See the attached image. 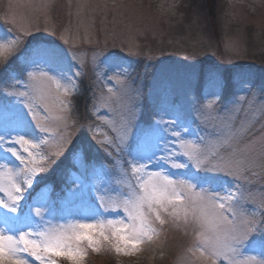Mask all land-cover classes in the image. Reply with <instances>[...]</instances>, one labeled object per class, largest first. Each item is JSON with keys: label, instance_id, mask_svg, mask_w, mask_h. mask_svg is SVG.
Returning <instances> with one entry per match:
<instances>
[{"label": "rangeland", "instance_id": "1", "mask_svg": "<svg viewBox=\"0 0 264 264\" xmlns=\"http://www.w3.org/2000/svg\"><path fill=\"white\" fill-rule=\"evenodd\" d=\"M190 3L192 5H189V10L184 13L186 5ZM57 4L58 0H0V41L14 39L17 35L22 38L8 60L0 63V136L10 138L19 134L34 141L40 138L27 108L19 98L5 91L12 86L14 80H25L27 73L37 65L64 80L72 76L79 67L76 62L86 65L81 69L82 75L78 77L77 95L85 93L82 81L87 67L92 68L91 73L95 76L97 71L103 69L105 77L127 69L124 74L130 87L140 93L136 104L138 116L127 155L141 161L159 155L164 150L162 142L171 139L170 133L173 132H180V138L175 141V147L170 142L168 151L161 153L162 155H169L171 152L181 155L188 150L189 144L204 148L205 145L198 144L195 140L198 131L196 109L208 97L219 96V109L223 111L238 102L241 95H250L254 91L256 96H249L247 103L236 106L243 111H233L228 115L213 113V116H219L234 125L233 130H241L240 139L243 142L240 148L250 152L256 161L253 174L244 183L247 197L245 207L234 210L247 213L264 205V168L260 167L258 159L264 154V100H260L264 99V0H218L216 15L213 9L206 6L208 1L204 5L201 0H59L60 10L65 12L63 17L57 16ZM59 26L61 29L56 32ZM57 33L59 37H56ZM101 49L105 51L94 68L93 59ZM72 56L76 58V62ZM152 57L159 58L160 62L147 83L144 73L148 67V59ZM141 60L143 72L138 69ZM226 80H230L232 90L228 89ZM96 83L100 86L93 103L96 107L90 105L93 115L99 120L94 126V132L97 140H112L115 144L122 135L125 107L132 101L121 100L120 93L117 92L109 95L107 88L111 86L107 84L102 93L101 85L98 81ZM25 84L29 82L25 81ZM31 87L36 89L38 100L36 115L48 130L47 136L43 137L48 141L46 145L28 149L33 154L32 158L40 162L45 151L48 154L54 153L58 145L70 142L75 134V123L72 106L66 110L57 99L63 98V89L58 91L55 83L46 86L33 84ZM219 101L224 102L220 104ZM148 107L152 112L149 121L144 120ZM161 116L165 121L175 122V129H169L170 133L166 131L167 125L159 122ZM213 125L217 126L216 131L219 132L220 120L213 119L208 128L211 130ZM184 128L187 131L181 132ZM81 140L79 137L76 146L69 149L67 159L77 152L85 156L87 140H84L85 145ZM180 140L186 142L184 148L180 146ZM19 150L27 159H31L22 148ZM94 155H97L96 151ZM61 157L63 154L56 158ZM109 157L111 163L97 159L88 161L84 157L85 164H74L66 176L67 185L62 190L54 188L47 203L45 220L49 221V227L63 225L67 229V225L77 222H115L127 219L122 207L113 213H106L99 204L98 197L104 195V189L107 188L111 193L104 195L105 202L109 207L115 208L116 197L121 190L113 182L112 177L119 173L112 157ZM177 159L178 163L184 161L182 156ZM0 161H7L14 166L19 163L2 146ZM215 163L217 161H213ZM152 166L165 169L163 171L172 175V179L189 180L200 188L218 191L221 196L227 195L226 191L235 182L224 173L196 170L191 165L173 169L163 162H154ZM146 171L161 170L150 168ZM44 172L38 174L33 185L27 189L17 212L12 213L0 207V217L11 218L9 229L13 234L24 229L34 219L33 209L40 206L38 198L43 188L28 203L26 196L31 188L39 184ZM73 173L84 181L83 194L75 197L65 209L62 208V202L72 190ZM96 175H100L102 179L100 185L95 183ZM6 179L4 170L0 169V182H5ZM143 179L147 181L148 177L144 176ZM44 184L52 185L46 182ZM133 184L134 188L125 186L122 190L129 193L138 190L139 185L135 180ZM200 188L191 190L193 199H198L195 194L202 192ZM98 190L100 193H97ZM185 195H188L187 190ZM65 216L67 218H63ZM161 218L170 221L171 232L174 234L169 235L167 241L171 236L173 240H182L183 248L179 253L175 254L173 249L168 250L166 245L160 244L164 240L163 232L155 226L156 222L153 224L155 231L150 233L152 239H145L126 252L116 253L111 245L103 242L96 245L81 242L79 246L84 252L82 264H94L90 256L92 252L102 256V253H109L114 264H198L197 230L185 221L183 212L180 213L179 220H174L169 207L167 213L161 211ZM192 218V210L189 209L188 219ZM67 231L70 233L71 229ZM242 251L245 252L244 255L228 254L212 259L216 260V264H244L247 255L255 254L264 258V235L253 232L244 243ZM24 256L29 264H40V261L27 253ZM55 259L57 264H71L64 257ZM165 259L168 260L166 263ZM106 263L99 261V264Z\"/></svg>", "mask_w": 264, "mask_h": 264}, {"label": "snow or ice", "instance_id": "2", "mask_svg": "<svg viewBox=\"0 0 264 264\" xmlns=\"http://www.w3.org/2000/svg\"><path fill=\"white\" fill-rule=\"evenodd\" d=\"M53 34L55 35V33ZM21 41L22 38L19 35L14 39L0 41V63L8 60ZM104 51L101 49L94 57L92 63L94 68ZM72 59L76 62L74 56ZM76 64L79 67L67 80L50 73L45 67L37 65L27 73L25 80H14L12 86L5 89L10 95L20 99L40 133V138L35 141L19 134L10 138L0 136V146L5 147L19 162L14 166L7 161H0V169L4 170L7 177L5 182H0V207L8 209L12 213L17 212L19 202L23 199L27 189L33 185L38 174L45 171L56 157L61 156L70 143L63 142L51 154L45 151L41 155L40 162H36L32 158V152L28 151L29 147L37 149L46 145L48 141L43 137L47 136L48 130L40 123V119L36 115L38 100L35 95L36 89L31 85L46 86L55 83L58 91L63 89V98L57 97L60 105L66 110L70 109L73 104V96L79 91L78 77L82 75L81 69L86 66L77 62ZM126 71L127 69L118 71L107 77L103 75V69L96 72L102 93L104 85L107 84L111 86L107 88L109 95L117 92L120 93L121 100L128 99L132 102L125 107L122 135L119 136L118 142L114 144L112 140H97L95 133L92 134V138L112 157L114 167L119 173L112 179L121 189L116 197V207L111 208L104 199V195L111 192L105 188L104 195L98 197L100 207L106 213H113L122 207L124 213L127 214V219L115 222L112 220L94 223L77 222L67 225V229H71L70 233L63 225L56 228L49 227V221L45 220V213L48 210L47 203L54 191V186L46 185L39 194L40 206L33 209L34 219L24 229L17 230L13 234L9 229L11 218L0 217V264H29L24 256L25 253L35 257V260L40 261V264H57L55 259L57 257L66 258L71 264H82L84 252L79 245L83 241H87L89 245L107 243L114 248L116 253L126 252L130 248H135L143 240L152 239L150 233L155 231L153 224L158 222L163 226L167 223L165 219L161 218V211L167 213L169 207L172 209L174 220H179L180 213L183 212L185 221L192 224L197 230L196 235L199 237L196 241L199 244L197 249L199 252L198 264H216L213 257L219 258L228 254L244 255L245 252L242 251L244 243L248 241L253 232L257 231L258 226L264 227V205L256 211L247 213L234 210L245 207L244 202L247 197L244 183L253 174V166L256 161L250 152L240 148V144L243 142L240 139L241 130H233L234 125L219 116H213V113L228 115L233 111H243L242 108L236 106L247 103L248 97L256 96V93L253 91L250 95H241L238 102L223 111L219 109V96L208 97L205 103L195 111V117L198 120L195 140L205 147H192L189 144L188 150L181 155H177L175 152H171L169 155L161 154L168 151L170 142L171 146L175 147V141L181 135L180 132L170 133L169 129H175V122L165 121L161 116L159 122L167 125L166 131L170 133L171 139L162 142L164 150L159 155L148 157L144 161L134 160L127 155V150L138 116L139 109L136 104L140 99V93L130 87L128 78L124 74ZM25 81L29 84H25ZM61 81L64 83L62 84ZM22 88L25 90L22 91ZM92 107L95 108L96 105L93 104ZM213 119L220 120L219 132L216 131V125H213L211 130L208 128ZM94 126L95 121L89 125V129ZM186 131V128L181 129V132ZM209 137H216V139H209ZM180 146L184 148L186 142L180 140ZM19 148H22L31 159H27ZM181 156L184 161L176 162L177 157ZM258 159L260 167L264 168V154H261ZM213 161H217V163L213 164ZM154 162H163L173 169H182L191 165L196 170L221 172L233 178L235 182L232 188L226 191L227 195L221 196L218 191H211L206 187L200 188L189 180L172 179V175L163 171L165 169L153 167ZM73 163L78 166L85 164L83 153L77 152L73 156ZM150 168L161 171H146ZM137 173H142V175L137 176ZM144 176L148 177L147 181H144ZM133 180L139 185L138 190L131 193L123 191L125 186L129 189L134 188ZM95 183L97 185L102 183L100 175L95 176ZM83 186L84 181L73 173L72 190L64 198L62 208L67 209L75 197L83 194ZM194 188L202 190L201 193L195 194L198 199L192 198L191 190ZM186 190L187 196L185 195ZM97 193H100L99 190ZM189 209L193 214L191 220L188 219ZM63 218H67V216ZM244 264H264V258H259L255 254L247 255Z\"/></svg>", "mask_w": 264, "mask_h": 264}, {"label": "trees", "instance_id": "3", "mask_svg": "<svg viewBox=\"0 0 264 264\" xmlns=\"http://www.w3.org/2000/svg\"><path fill=\"white\" fill-rule=\"evenodd\" d=\"M190 1V0H189ZM204 5H206V1H208V5H206L207 7L209 6L210 10L213 9V12L215 11V15L218 11L217 6H218V0H201ZM193 4H195V2H191ZM188 4L186 5L187 7L185 8L184 13H186L189 10V5L192 4ZM57 9V16L58 17H63L65 12L60 10L61 8L59 7V0H58V4L56 6ZM183 9V7H182ZM61 29V26L57 27L56 32H59ZM56 37H59L58 33L56 34ZM258 41V39H257ZM259 44H261V41L258 42ZM148 67L146 69V72L144 73V77H145V82L149 83L153 76V73L155 72L158 63L160 62L159 58L156 57H152L150 59H148ZM142 60L141 62L138 64V69L139 71L142 70L141 66H142ZM92 68L91 67H87L85 69V75H84V81H82V86L83 89L85 91L84 95L83 93L80 95H75L73 96V104H72V110H73V120H74V128L73 131H75V134L73 135L72 139L70 140L71 143H69V145L66 147V150L63 153V157H61L60 159L55 158L53 160V162L48 166V168L45 170L44 172V178L48 179L51 183H53L54 187L58 190L59 188H62L63 186L66 185V174H68L70 172V168L72 167V163L66 158L68 157L67 154L69 153V149H71L72 147L76 146V142L77 140H79V137L82 138L81 141H83L82 143L85 145V139L87 140V146L85 148V156L86 159H88V161L91 160H103V161H107V158H105V150L103 148L100 147L99 144H97V142L92 138V134L95 133L94 132V128L89 129V125L93 123V121H95V124L98 123L97 118L95 115L92 114L91 111V106L99 93V85L96 83L97 82V78L95 76V74L91 73ZM143 72V71H141ZM230 82V80H229ZM230 86L231 82H230ZM228 89L232 90V87H230ZM92 114V115H91ZM147 116H148V120L150 118H152V112L151 110H149L148 107V112H146ZM146 116V117H147ZM96 135V134H95ZM78 145V144H77ZM97 152V155L94 156V152ZM68 152V153H67ZM170 223V222H169ZM169 226V227H167ZM167 227V234L166 235V240L163 243V245L167 246L168 250L169 249H173V251L175 252V254H177V252L179 253V250H181L183 248L182 244V240L178 241V240H173L172 236L171 239L167 241L168 237L170 238L169 235H174L171 232V226L170 224H168ZM103 256L101 254H98L96 257V264H99V261L102 260L104 262H107L106 264H114L113 262V258H111L110 254H106V253H102ZM165 254L168 255V253L165 252ZM103 258V259H101ZM168 260H164V262L166 263ZM157 264H159V262H157Z\"/></svg>", "mask_w": 264, "mask_h": 264}]
</instances>
